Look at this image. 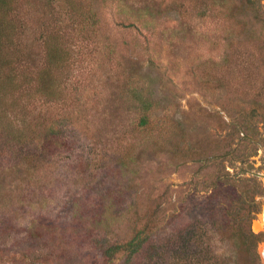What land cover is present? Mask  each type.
<instances>
[{
    "label": "rangeland",
    "instance_id": "374dc122",
    "mask_svg": "<svg viewBox=\"0 0 264 264\" xmlns=\"http://www.w3.org/2000/svg\"><path fill=\"white\" fill-rule=\"evenodd\" d=\"M27 1L34 29L50 23L41 13L49 0ZM51 1L47 10L59 26L53 24L68 29L74 50L69 97L34 110L53 127V142L39 154L36 168H23L30 176L17 175L4 185L0 255L5 263L22 264L23 254L43 260L42 254L59 253L60 264H102L96 238L129 237L136 214L149 212L164 193L169 231L211 211L221 213L219 200L210 198L219 170L244 182L258 180L264 188V178L252 175L264 176L261 117L250 118L261 136L257 144L243 143L244 161L226 158L199 170L197 161L211 157L214 148L238 143L229 124L242 108L249 115L253 109L246 86L235 87L220 68L230 65L224 63L230 30L215 12L201 17V7L182 23L177 0H77L85 9L74 16L63 12L66 0ZM262 6L264 11V0ZM130 22L135 27L125 29ZM31 40L39 62V42L33 34ZM203 63L211 74L208 84L200 75ZM135 93L154 106L146 128L138 126ZM255 108L264 115L263 105ZM256 199L260 211L252 230L263 238L258 252L264 264V191Z\"/></svg>",
    "mask_w": 264,
    "mask_h": 264
},
{
    "label": "trees",
    "instance_id": "16d2710c",
    "mask_svg": "<svg viewBox=\"0 0 264 264\" xmlns=\"http://www.w3.org/2000/svg\"><path fill=\"white\" fill-rule=\"evenodd\" d=\"M26 2L0 0V196L7 180L20 174L30 176L23 168H36L39 154L42 155L46 146L53 142V127L34 116V110L40 105L66 102L69 97L74 50L67 39L68 29L53 24L56 22L59 26L57 18L47 10L51 0L41 12L50 23L43 22L42 26L41 22L34 29L27 13L31 8ZM175 5L181 11L182 23L202 7L205 10L199 16L215 12V18L228 26L230 34L224 37L227 44L224 63L230 65L227 68L223 64L220 68L237 82L235 87L246 86L244 94L251 99L253 107L251 115L247 108H242L237 120L229 124L234 134L239 135L238 143L217 146L212 156L205 160L196 158L199 170L209 169L214 162L226 158L244 161L240 151L243 143L257 144L256 137L261 136L253 132L257 128L252 129L250 118L261 117L264 124V115L258 114L259 109L255 108L264 106L262 0H177ZM63 8L65 15L74 16H82L85 9L77 0H66ZM123 25L125 29L135 27L133 22ZM32 34L40 45L42 59L39 62L31 52ZM200 67L204 84L210 83L208 69L204 68V63ZM134 95L140 108L138 126L146 128L152 123L154 106L143 94ZM246 182L222 170L217 171L212 178L210 198L219 200L222 212L211 211L204 218L175 231L165 226L170 215L163 211L165 203L162 200L167 197L164 193L153 209L143 216L136 214L133 234L129 237L96 238L95 247L101 253L102 264H262L258 245L263 238L253 232L252 222L260 211L257 194L262 195L264 188L258 180ZM160 214L166 218L160 220ZM10 230L8 227L7 232ZM35 256L33 260L31 255L23 254L21 263L60 264L56 259L62 260L59 253L42 254L43 260ZM4 257L0 255V264H7Z\"/></svg>",
    "mask_w": 264,
    "mask_h": 264
},
{
    "label": "water",
    "instance_id": "95a60500",
    "mask_svg": "<svg viewBox=\"0 0 264 264\" xmlns=\"http://www.w3.org/2000/svg\"><path fill=\"white\" fill-rule=\"evenodd\" d=\"M253 176H256L258 178H264V176L262 174H258V173H252Z\"/></svg>",
    "mask_w": 264,
    "mask_h": 264
},
{
    "label": "bare ground",
    "instance_id": "6f19581e",
    "mask_svg": "<svg viewBox=\"0 0 264 264\" xmlns=\"http://www.w3.org/2000/svg\"><path fill=\"white\" fill-rule=\"evenodd\" d=\"M263 219H264V217H263ZM263 223H264V221H263Z\"/></svg>",
    "mask_w": 264,
    "mask_h": 264
}]
</instances>
